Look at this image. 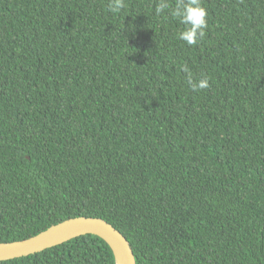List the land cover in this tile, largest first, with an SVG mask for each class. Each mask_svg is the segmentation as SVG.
<instances>
[{
  "label": "trees",
  "instance_id": "trees-1",
  "mask_svg": "<svg viewBox=\"0 0 264 264\" xmlns=\"http://www.w3.org/2000/svg\"><path fill=\"white\" fill-rule=\"evenodd\" d=\"M108 3L0 0V242L88 216L137 264H264V0H201L195 45ZM0 264L116 260L85 234Z\"/></svg>",
  "mask_w": 264,
  "mask_h": 264
},
{
  "label": "water",
  "instance_id": "water-1",
  "mask_svg": "<svg viewBox=\"0 0 264 264\" xmlns=\"http://www.w3.org/2000/svg\"><path fill=\"white\" fill-rule=\"evenodd\" d=\"M85 234L103 238L112 248L116 264H137L127 237L103 218L79 216L66 219L27 239L0 242V261L42 252Z\"/></svg>",
  "mask_w": 264,
  "mask_h": 264
},
{
  "label": "clouds",
  "instance_id": "clouds-1",
  "mask_svg": "<svg viewBox=\"0 0 264 264\" xmlns=\"http://www.w3.org/2000/svg\"><path fill=\"white\" fill-rule=\"evenodd\" d=\"M125 7V0H109L108 8L113 13H119ZM165 10H169L170 14L184 26L178 33L179 40L188 45H195L205 36L208 26L207 10L202 6L201 0H176L174 7L168 3V0H159L155 8L156 13L161 14ZM188 84L193 91L203 90L209 86L207 78L198 80L189 78Z\"/></svg>",
  "mask_w": 264,
  "mask_h": 264
}]
</instances>
